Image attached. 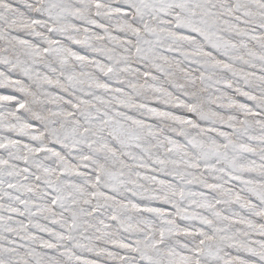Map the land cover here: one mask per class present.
I'll list each match as a JSON object with an SVG mask.
<instances>
[{"label":"snow or ice","instance_id":"6c2138e0","mask_svg":"<svg viewBox=\"0 0 264 264\" xmlns=\"http://www.w3.org/2000/svg\"><path fill=\"white\" fill-rule=\"evenodd\" d=\"M0 264H264V0H0Z\"/></svg>","mask_w":264,"mask_h":264}]
</instances>
